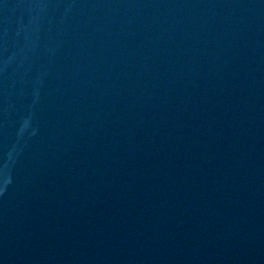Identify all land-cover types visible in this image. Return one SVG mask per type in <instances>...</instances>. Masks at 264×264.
<instances>
[{
	"label": "water",
	"instance_id": "water-1",
	"mask_svg": "<svg viewBox=\"0 0 264 264\" xmlns=\"http://www.w3.org/2000/svg\"><path fill=\"white\" fill-rule=\"evenodd\" d=\"M0 264H264V0H0Z\"/></svg>",
	"mask_w": 264,
	"mask_h": 264
}]
</instances>
